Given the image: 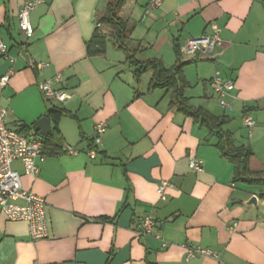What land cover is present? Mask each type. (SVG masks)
Here are the masks:
<instances>
[{
  "label": "crops",
  "instance_id": "obj_1",
  "mask_svg": "<svg viewBox=\"0 0 264 264\" xmlns=\"http://www.w3.org/2000/svg\"><path fill=\"white\" fill-rule=\"evenodd\" d=\"M25 1L0 0V39L16 58L12 65L0 56V79L14 69L0 88V105L9 111L10 126L27 135L49 117L61 148L45 149L37 175L13 163L24 189L45 199L49 236L33 241L28 224L9 221L0 207V264H217L208 256L186 261L190 246L217 252L223 264H264V184L235 182L218 135L172 106L171 91L152 87L151 72L138 79L116 39L103 54L90 53L96 21L111 0H45L31 13L32 38L19 27ZM149 2L127 0L119 10L130 54L170 68L177 42L189 106L224 121L233 146L252 151L247 175L264 179V0H162L158 8ZM216 28L222 47L186 51L189 40L214 35ZM23 48L34 66L20 58ZM215 72L235 82L231 108H222L214 94ZM57 74L64 83L55 87L74 92L66 103L46 99L38 86ZM56 109L69 113L57 123L50 115ZM247 116L256 122L252 129L244 124ZM99 123L107 130L91 158ZM67 146L79 153L67 154ZM190 158L204 170H191ZM163 181L170 183L164 198L158 192ZM253 196L257 205L246 206ZM146 217L156 227L142 237Z\"/></svg>",
  "mask_w": 264,
  "mask_h": 264
},
{
  "label": "built area",
  "instance_id": "obj_2",
  "mask_svg": "<svg viewBox=\"0 0 264 264\" xmlns=\"http://www.w3.org/2000/svg\"><path fill=\"white\" fill-rule=\"evenodd\" d=\"M45 0H27L18 12L19 27L26 38L34 36V27L31 23V13ZM162 0H150L149 8H158ZM96 26L100 24L96 22ZM220 30L216 28L214 35H205L193 38L186 44L188 53H214L216 49L222 47L223 42L220 38ZM0 56L15 64L16 58L10 56L9 48L0 39ZM46 64H38L42 69ZM14 74L13 67L9 69L0 79V88L4 89ZM64 83L61 74H57L53 79L39 83V89L44 97L57 103H66L74 97V92L65 88H56V85ZM211 87L216 98H218L222 108H231L230 98L235 90V82L232 79H225L219 72H215ZM9 111L0 105V207L6 218L11 222H26L29 228V235L33 241H37L49 236V224L46 213V202L43 197L32 194L24 189L21 174L13 168L15 161H21L24 172L27 175H37L40 172L38 163L43 162L47 156L44 151V137L38 133L24 134L12 129L9 123ZM244 124L249 129L255 127V120L247 116ZM107 125L99 123L94 128L92 147L89 156L95 158L98 154V147L101 145L102 136L106 133ZM66 153L77 155L79 151L72 146H67ZM190 169L195 172H202V162L196 158L189 159ZM170 183L163 181L159 188V194L164 198L165 189ZM156 227V221L152 217L144 218L140 223L139 235L149 236ZM236 230V225L231 229ZM156 237L161 238L160 234ZM197 256H208L217 260V264H223L217 252L201 247H188L186 261Z\"/></svg>",
  "mask_w": 264,
  "mask_h": 264
},
{
  "label": "trees",
  "instance_id": "obj_3",
  "mask_svg": "<svg viewBox=\"0 0 264 264\" xmlns=\"http://www.w3.org/2000/svg\"><path fill=\"white\" fill-rule=\"evenodd\" d=\"M126 2L127 0H111L107 5L105 15L96 22L100 24V27L102 24H107L114 30L113 37L116 39V45L127 52V58L135 67V76L139 79L147 72H151L152 87L171 91L172 106L177 107L178 110L194 118L195 121L200 122L201 125L206 126L211 132H215L218 135L220 139L218 148L235 166V182L243 180L250 183L264 184V179H253L247 175L250 172L248 160L252 155L251 149L248 147H234L231 135L222 129L224 121L214 117L202 108L189 106L188 98L185 97L187 84L182 74V68L185 64L181 63V50L177 42L174 46L177 63L170 68H166L161 60L152 59L140 62L136 60L135 55L130 54L126 45L128 25L118 16L119 10ZM100 27L96 26L94 38L89 44L90 53L103 54L105 51L106 36L101 33ZM67 114L69 113L62 109L50 112L51 118L55 123ZM57 131V129H54L51 136L43 139L44 151L46 148H50V153H57V150L61 148V139ZM261 197H264V194Z\"/></svg>",
  "mask_w": 264,
  "mask_h": 264
},
{
  "label": "water",
  "instance_id": "obj_4",
  "mask_svg": "<svg viewBox=\"0 0 264 264\" xmlns=\"http://www.w3.org/2000/svg\"><path fill=\"white\" fill-rule=\"evenodd\" d=\"M20 58H22L29 66H34V63L25 48L21 50ZM35 132L39 133L44 138H48L49 136H51L52 135L51 119L49 117L41 118L35 126ZM245 205L256 206L257 197L256 196L251 197V199L248 202H246Z\"/></svg>",
  "mask_w": 264,
  "mask_h": 264
},
{
  "label": "rangeland",
  "instance_id": "obj_5",
  "mask_svg": "<svg viewBox=\"0 0 264 264\" xmlns=\"http://www.w3.org/2000/svg\"><path fill=\"white\" fill-rule=\"evenodd\" d=\"M118 16H122V13L118 14ZM107 26H108V25L106 24V28H107ZM107 31H108L107 29H104V30H103V33H104V35L106 36V45H107V47L112 48V47H114L113 44H114V42H115V38L113 37V34H109ZM187 56H188V55H187V52L184 51V56H183V58H186ZM19 60H20V59H19ZM145 78H149V75H147ZM187 92H188V95H189V94H190V93H189L190 90H187ZM11 128H12V129H15L14 125H11Z\"/></svg>",
  "mask_w": 264,
  "mask_h": 264
}]
</instances>
